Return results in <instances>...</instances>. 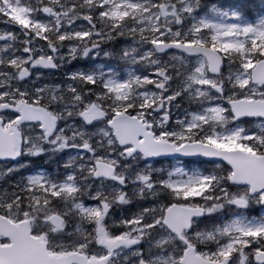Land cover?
<instances>
[{
  "label": "snow or ice",
  "instance_id": "snow-or-ice-1",
  "mask_svg": "<svg viewBox=\"0 0 264 264\" xmlns=\"http://www.w3.org/2000/svg\"><path fill=\"white\" fill-rule=\"evenodd\" d=\"M0 25V264H264V0Z\"/></svg>",
  "mask_w": 264,
  "mask_h": 264
},
{
  "label": "trees",
  "instance_id": "trees-1",
  "mask_svg": "<svg viewBox=\"0 0 264 264\" xmlns=\"http://www.w3.org/2000/svg\"><path fill=\"white\" fill-rule=\"evenodd\" d=\"M213 2H214V0H213ZM14 15H15L16 19L19 20L21 23H25L23 17L20 15L19 12H15ZM0 27H4V26L3 25H0ZM223 146H227V147H239L240 144H238L237 142H230L229 144H226V145H223Z\"/></svg>",
  "mask_w": 264,
  "mask_h": 264
},
{
  "label": "rangeland",
  "instance_id": "rangeland-1",
  "mask_svg": "<svg viewBox=\"0 0 264 264\" xmlns=\"http://www.w3.org/2000/svg\"><path fill=\"white\" fill-rule=\"evenodd\" d=\"M77 47H83V45L78 44ZM108 47L111 48V45H109ZM81 63L84 64V63H87V62L86 61H82ZM75 64H76V62L73 61V64L72 65H68V68L71 69ZM232 142H235V141H232ZM240 146H242V145H240Z\"/></svg>",
  "mask_w": 264,
  "mask_h": 264
},
{
  "label": "water",
  "instance_id": "water-1",
  "mask_svg": "<svg viewBox=\"0 0 264 264\" xmlns=\"http://www.w3.org/2000/svg\"><path fill=\"white\" fill-rule=\"evenodd\" d=\"M38 113L40 112V110H36ZM226 150H228V151H241V152H244V151H246V150H244V149H241V148H235V149H227V148H225Z\"/></svg>",
  "mask_w": 264,
  "mask_h": 264
}]
</instances>
